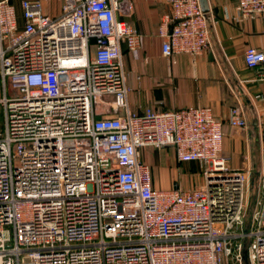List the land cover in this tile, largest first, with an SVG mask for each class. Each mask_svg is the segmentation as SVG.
Segmentation results:
<instances>
[{
  "label": "built area",
  "instance_id": "built-area-1",
  "mask_svg": "<svg viewBox=\"0 0 264 264\" xmlns=\"http://www.w3.org/2000/svg\"><path fill=\"white\" fill-rule=\"evenodd\" d=\"M0 0V264H264V172L250 212L253 167L232 168L224 121L211 106L142 112L128 104L122 45L140 48L122 0ZM165 57L203 55L210 26L200 0H166ZM264 15L239 0L238 19ZM245 62L261 69L264 51ZM227 122L246 129L242 105ZM264 156V114L259 119ZM173 147L198 162L202 184L156 188L141 150Z\"/></svg>",
  "mask_w": 264,
  "mask_h": 264
},
{
  "label": "crops",
  "instance_id": "crops-1",
  "mask_svg": "<svg viewBox=\"0 0 264 264\" xmlns=\"http://www.w3.org/2000/svg\"><path fill=\"white\" fill-rule=\"evenodd\" d=\"M24 1L9 0L15 7L20 26L24 25ZM41 2L46 15L56 17L61 13V0ZM238 4L239 0H209L207 16L211 48L196 58L188 54H176L172 58L164 56L159 26L170 11L166 0H127V8L122 7L120 14V18L130 23L141 37L136 52L129 51L126 44L122 45L130 109L142 112L147 107L172 110L211 106L216 117L224 121L223 149L231 157L230 165L235 169L240 168L236 155L240 153L238 143H261L259 119L264 114L261 69L249 68L244 58L247 47L264 51V15L238 19ZM235 105L245 108L248 128H235L227 122L229 111ZM0 108L3 110L1 105ZM168 154L170 160L182 164L178 162L173 147L141 150L142 159L151 166L154 185L157 181L155 187L159 189L181 187V176L165 167L171 164ZM186 163L188 172H192L195 166L201 168L198 162ZM165 171V177L161 176ZM193 176L195 183L189 184L187 178L181 188L191 189L202 184L203 171L201 176Z\"/></svg>",
  "mask_w": 264,
  "mask_h": 264
},
{
  "label": "rangeland",
  "instance_id": "rangeland-1",
  "mask_svg": "<svg viewBox=\"0 0 264 264\" xmlns=\"http://www.w3.org/2000/svg\"><path fill=\"white\" fill-rule=\"evenodd\" d=\"M1 83L2 82L0 80V87H1ZM3 124H4L3 123V110L2 108H0V129L3 128ZM238 145L240 148L239 150L240 153L236 154L238 156V166L240 168H244L246 165H249V164L253 165V175H252V181H251L250 190H249V200H250L249 207H250V212H251L253 207L257 205L259 192L261 190V178L264 172V156L262 152V145L261 143H238ZM165 150L167 153H169V150L167 148H165ZM168 156L170 155L168 154ZM168 159L169 160L172 159L171 156ZM249 159L251 160V162H249ZM170 161H171V164L165 165V167L166 166L169 167L168 169H170L171 172L176 171L181 176V180H180L181 187L185 186V181L187 178L190 179L189 184L194 182L193 174L201 176L202 167L200 168V166L192 167L195 169H191L192 172H188V170L186 169V167H188L187 166L188 163L177 164L176 162L172 160ZM166 174H167V171H165L164 175H161V176L165 177ZM157 184L158 182L155 181L156 187H157Z\"/></svg>",
  "mask_w": 264,
  "mask_h": 264
},
{
  "label": "water",
  "instance_id": "water-1",
  "mask_svg": "<svg viewBox=\"0 0 264 264\" xmlns=\"http://www.w3.org/2000/svg\"><path fill=\"white\" fill-rule=\"evenodd\" d=\"M201 2V7L204 13H209L210 11V7H209V0H200ZM127 0H122V7L125 9L127 8ZM175 188H178V186H176Z\"/></svg>",
  "mask_w": 264,
  "mask_h": 264
}]
</instances>
